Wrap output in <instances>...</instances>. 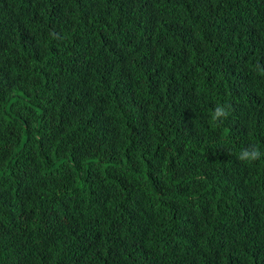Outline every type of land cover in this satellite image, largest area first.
Here are the masks:
<instances>
[{"label": "trees", "instance_id": "trees-1", "mask_svg": "<svg viewBox=\"0 0 264 264\" xmlns=\"http://www.w3.org/2000/svg\"><path fill=\"white\" fill-rule=\"evenodd\" d=\"M257 61L264 0H0V264H264Z\"/></svg>", "mask_w": 264, "mask_h": 264}, {"label": "clouds", "instance_id": "clouds-1", "mask_svg": "<svg viewBox=\"0 0 264 264\" xmlns=\"http://www.w3.org/2000/svg\"><path fill=\"white\" fill-rule=\"evenodd\" d=\"M50 37L54 40H63L65 37L55 30L50 31ZM255 74L264 76V64L257 61L252 65L251 69ZM232 105L229 103H217L210 113V123L213 126H218L224 120H226L232 112ZM264 156V152L261 151L259 146L248 145L242 148L237 154V158L241 162L252 163Z\"/></svg>", "mask_w": 264, "mask_h": 264}]
</instances>
